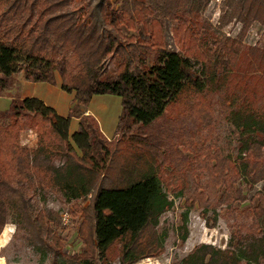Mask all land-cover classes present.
I'll list each match as a JSON object with an SVG mask.
<instances>
[{"label":"trees","instance_id":"trees-1","mask_svg":"<svg viewBox=\"0 0 264 264\" xmlns=\"http://www.w3.org/2000/svg\"><path fill=\"white\" fill-rule=\"evenodd\" d=\"M213 1L0 0V92L17 74L50 85L58 75L62 91L74 95L66 117L33 97L12 101L0 113V235L14 225L47 264L157 258L166 236L160 219L174 206L166 186L184 208H197L209 228L221 214L230 232L225 249L199 244L180 264H264V0H223L216 29L230 23L240 28L235 37L212 38L208 50L210 70L220 75L237 64L252 25L262 30V41L248 47L262 81L246 92V110L237 119L246 131H255L237 157L211 143L193 114L166 112L173 98H183L161 62L173 56L163 19L178 14L173 38L189 44L199 34L195 23ZM108 57L118 60L114 74L104 72ZM178 66L194 79L185 65ZM104 95L120 98L123 108L120 133L111 140L85 115L92 98ZM72 119L79 125L69 136ZM205 125L210 128L207 120ZM30 130L36 131L34 148L21 143ZM43 189L61 195L71 204V217L79 218L78 253L64 252L60 233L67 227L60 213L34 208L29 194ZM178 230L183 244L186 213Z\"/></svg>","mask_w":264,"mask_h":264},{"label":"rangeland","instance_id":"rangeland-1","mask_svg":"<svg viewBox=\"0 0 264 264\" xmlns=\"http://www.w3.org/2000/svg\"><path fill=\"white\" fill-rule=\"evenodd\" d=\"M223 0L213 1L201 13L195 23L193 30L199 32L195 40L189 44L178 43L173 38V30L176 27L178 14L163 19L164 36L167 44V50L173 56L164 55L161 62L166 65L168 71L173 75L178 83L180 94L183 99L173 98L167 106V114L175 117L180 114H193L202 124L204 133H209V141L226 150L233 157H237L240 152V146L243 141L254 134V129L245 130L242 124L237 123L239 115L246 110L245 96L246 92L261 83V77L253 70V57L248 52V47L262 41V30L257 25H252L249 33L243 40V47L235 67L220 75H214L210 70L208 50L212 38L222 37L224 35L235 37L240 26L230 23L221 30H217V22L221 15V3ZM208 25L212 29H208ZM149 59L152 56L149 55ZM150 61V60H149ZM116 57H108L105 61L104 70L114 74L116 71ZM185 65L194 77L188 80L179 69L178 64ZM57 77H59L57 75ZM23 78L21 74L13 77L11 87L0 92V113L10 108L12 100L27 91H33L34 86H22ZM14 92V94H12ZM16 96V98L14 97ZM106 109L101 111L103 119L109 121L108 128H103L106 137H111V133L117 131L122 116L121 99L115 96H105ZM17 100V99H16ZM93 109V107H92ZM208 117V118H207ZM205 120L210 123V128L206 127ZM69 136L71 132L69 131ZM69 142L74 150L80 154L79 149L73 145L71 137ZM21 143L23 146L34 147L37 143L36 131L30 130L22 133ZM261 187V184L255 187V191ZM168 197L173 200V208L166 212L160 219L161 231L166 232L164 241V252L157 258H147L136 264H180L181 260L199 244H209L217 248L225 249L229 242L230 232L225 222L221 219V214L217 215V224L215 228H209L200 216L197 208L186 209L183 207V201L176 195L173 188L164 186ZM253 192L247 193L251 198ZM32 197L34 208H51L58 211L67 221L64 223L67 229L60 233L64 240V252L66 254L78 253L82 244L77 236V227L79 218L71 217V204H66L61 195L53 190L43 189L36 193L29 194ZM257 199L254 200V203ZM88 199L84 205L88 204ZM247 204H249L247 202ZM187 215L188 237L181 244L179 241L178 227L181 225V215ZM210 215V214H209ZM211 216V215H210ZM9 225V224H7ZM12 225V224H11ZM14 226V225H13ZM15 227V226H14ZM22 231H14L10 244L4 249L2 254L6 257L8 264L34 263L47 264V261H41V255L35 253L27 247V242ZM110 264H120L117 259Z\"/></svg>","mask_w":264,"mask_h":264},{"label":"crops","instance_id":"crops-1","mask_svg":"<svg viewBox=\"0 0 264 264\" xmlns=\"http://www.w3.org/2000/svg\"><path fill=\"white\" fill-rule=\"evenodd\" d=\"M22 86H34V90L27 91L19 96V98L12 100V101H19L26 97H33L37 98L41 101H43L44 104L52 108L57 115L61 117H66L68 115V112L70 108L72 107L74 103V95L68 94L61 89V80L59 77H56V83L55 85H50L47 83H31L23 81ZM14 94V92L12 93ZM105 96L110 95H104V96H96L92 98L89 106L86 108L85 115H89L92 118H94L98 124V127L101 131V133L104 135V137L108 140L112 138L115 134V132L111 133V137H106L103 128H108L109 121L107 119H103L101 116V111H104L106 109V103L103 101V98H107ZM93 107V109H92ZM79 122L77 119H72L70 121V128L69 131L71 134H73L75 131L78 130ZM35 147V146H34ZM30 147V148H34ZM15 227L11 224L6 225L3 229L1 235H0V264H8L6 257L2 254L4 249L10 244L12 240V236L14 234ZM20 264H34L31 262L28 263H20Z\"/></svg>","mask_w":264,"mask_h":264},{"label":"built area","instance_id":"built-area-1","mask_svg":"<svg viewBox=\"0 0 264 264\" xmlns=\"http://www.w3.org/2000/svg\"><path fill=\"white\" fill-rule=\"evenodd\" d=\"M67 221L66 216L63 217V222L65 223Z\"/></svg>","mask_w":264,"mask_h":264}]
</instances>
